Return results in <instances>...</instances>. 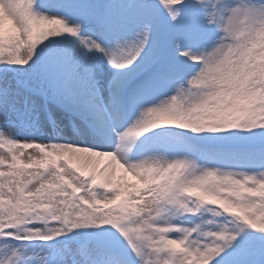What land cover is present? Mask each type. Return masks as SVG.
I'll return each mask as SVG.
<instances>
[{"label":"snow or ice","instance_id":"obj_1","mask_svg":"<svg viewBox=\"0 0 264 264\" xmlns=\"http://www.w3.org/2000/svg\"><path fill=\"white\" fill-rule=\"evenodd\" d=\"M0 264H264V0H0Z\"/></svg>","mask_w":264,"mask_h":264},{"label":"rangeland","instance_id":"obj_2","mask_svg":"<svg viewBox=\"0 0 264 264\" xmlns=\"http://www.w3.org/2000/svg\"><path fill=\"white\" fill-rule=\"evenodd\" d=\"M3 151H6V149H4ZM31 150L29 149H25L23 150V156L21 157L22 159L25 160V162H27V156H28V153L30 152Z\"/></svg>","mask_w":264,"mask_h":264}]
</instances>
